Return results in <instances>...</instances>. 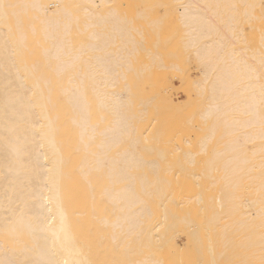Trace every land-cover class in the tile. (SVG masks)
I'll return each mask as SVG.
<instances>
[{"label":"bare ground","instance_id":"obj_1","mask_svg":"<svg viewBox=\"0 0 264 264\" xmlns=\"http://www.w3.org/2000/svg\"><path fill=\"white\" fill-rule=\"evenodd\" d=\"M112 3L0 0V264H264V0L173 6L197 102L162 123L154 105L149 136L134 120L162 90L144 84L178 68L160 49L165 15ZM59 114L89 151L85 224ZM89 216L111 232L92 254Z\"/></svg>","mask_w":264,"mask_h":264},{"label":"rangeland","instance_id":"obj_2","mask_svg":"<svg viewBox=\"0 0 264 264\" xmlns=\"http://www.w3.org/2000/svg\"><path fill=\"white\" fill-rule=\"evenodd\" d=\"M119 1V2H118ZM113 0L114 3H112L113 6H116L120 10L124 11L126 14L133 15L136 11V8L143 7L144 5L152 4L153 1H157L158 4L154 5V9L150 12L152 15H159L164 14L165 19L162 22V29L160 30V36L163 40H168V42L161 46L160 49H162L163 52L166 51H172L175 52V54L171 55L169 57V60L176 61L178 64L177 69H169V72L165 69H157L155 73L153 74L154 77V83L151 84L148 82L144 84V96H149L152 94V90L154 88H158L159 90H162V94L160 93L158 97H156L150 104L147 105L146 109L143 111L142 104L137 105L138 113L140 114L141 111H143L141 115V118L139 120H134L135 125L137 124H143L145 125L140 131L141 133H145L146 136H149L151 132L149 131V126L146 127V124L149 123L151 119V114H155L154 112V105H165L163 110H157L156 115L159 117V122H165L168 118L172 117L173 112L176 114V116L179 114H182V111H184V107L181 106L183 103L190 104L196 103L197 100L195 99V90L193 88L192 80L196 77L197 68L195 67V64L186 57V52L183 51L180 54H177L178 51V41L181 38L180 35L184 34V28L182 25L179 24V19L176 17L175 12L173 11L174 5H179L180 3H183L184 0H176L172 3L171 0H146L145 4L141 3L142 0ZM121 1V2H120ZM116 2V3H115ZM122 2H124L122 4ZM131 4V5H130ZM171 4V5H169ZM124 5V6H123ZM136 6V7H135ZM171 7V8H170ZM131 8V9H130ZM128 10V11H127ZM131 11V12H130ZM133 12V13H132ZM41 16V14L39 15ZM34 20L36 23L39 22L38 15L34 17ZM169 27V28H168ZM165 30V31H164ZM176 30V31H175ZM174 32V33H173ZM84 32H79V35H83ZM167 35V36H166ZM171 36V37H170ZM31 37V45L34 47L39 48L41 45L38 43V38H42V32L37 31V33ZM151 40L152 37H149L147 40V45L151 46ZM171 40V41H170ZM85 55V54H84ZM88 54H86L87 56ZM51 71V70H50ZM167 71V72H166ZM66 72L65 75L66 78H58V75L54 74L53 78V84L55 86V89L59 87H65L67 78L69 77ZM63 76V77H65ZM194 77V78H193ZM150 84V85H149ZM140 85V84H139ZM165 97V100L162 101V98ZM58 102H64V97H59L57 99ZM137 101V98L134 102ZM172 104H176V106H172ZM67 105H63V109L66 108ZM174 107V108H173ZM67 114V112H66ZM175 116V117H176ZM64 119L63 114H59L58 116V122L62 124V127H65L67 130L66 133H63V135H60L61 138H59V143L63 145V153L66 157H75L76 160H70V163H68L66 166H64V169H67L69 173L75 174L77 176V180L74 181L75 184L70 187V189L67 191L66 196H73L77 199V206L75 207V211L78 212V216L81 218V220L85 224V211H83V206L85 203H90L88 197H85V178L82 176V173L79 171L80 168V159L85 156V152H89L88 150H85V146L83 144V140L80 139L77 136V130L74 125H72V122L67 118L65 121H62ZM62 121V122H61ZM200 155V154H199ZM196 155L199 163L196 164V166H200V163H203V160L205 155L200 156ZM180 157V154H173V157H171L173 160L174 158ZM199 157V158H198ZM69 162V161H68ZM73 162V163H72ZM71 186V183L70 185ZM99 197V194L96 196ZM89 221H87V224L89 226L93 227L89 228L91 232L87 233L85 235V227L84 230L79 233L80 237L88 244L89 252L92 254L93 248L95 246L94 244V238L96 241L101 242L103 244L104 248H107V244L109 243V237L111 235V232L107 230L106 226H102L101 223H99V219L95 216H89ZM94 238H93V236ZM113 242V241H112Z\"/></svg>","mask_w":264,"mask_h":264}]
</instances>
